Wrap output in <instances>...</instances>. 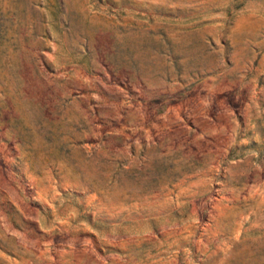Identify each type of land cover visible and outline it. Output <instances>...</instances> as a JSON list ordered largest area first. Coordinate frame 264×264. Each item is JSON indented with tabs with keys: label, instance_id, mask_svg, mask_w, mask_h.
Masks as SVG:
<instances>
[{
	"label": "rangeland",
	"instance_id": "rangeland-1",
	"mask_svg": "<svg viewBox=\"0 0 264 264\" xmlns=\"http://www.w3.org/2000/svg\"><path fill=\"white\" fill-rule=\"evenodd\" d=\"M0 264H264V0H0Z\"/></svg>",
	"mask_w": 264,
	"mask_h": 264
}]
</instances>
